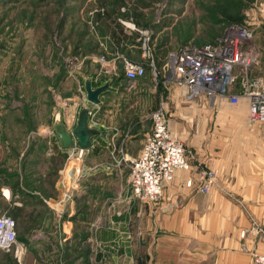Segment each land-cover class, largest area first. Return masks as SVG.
Wrapping results in <instances>:
<instances>
[{"label": "crops", "instance_id": "obj_1", "mask_svg": "<svg viewBox=\"0 0 264 264\" xmlns=\"http://www.w3.org/2000/svg\"><path fill=\"white\" fill-rule=\"evenodd\" d=\"M108 29L111 36L94 40L95 49L85 52L86 62L76 72L80 100L63 108V116L61 113L57 117L48 132L44 125L36 127L40 134L31 145L35 153L40 152V159L32 158L41 161L44 174L40 183L38 174L35 177L37 170L28 171L23 158H17L22 167L15 176H31L36 188L40 185L47 192L45 179L52 157L63 158L64 165L56 170L58 177L51 183L52 195L44 197L36 190L28 194L18 183L8 184L5 178L11 171L0 166V211H21L25 215L16 226L17 240L30 249L21 264H251V255H264V123L248 122L245 101L230 108L205 96L188 100L187 91H176L164 70L168 53L164 47L161 52L160 48L154 49V54L151 51L158 70L153 86L162 89L155 98H149L147 79L151 74L142 49L143 38L130 28L109 24ZM98 56L105 58L103 66ZM119 57L145 65L146 75L135 82L126 81L123 70L115 66ZM100 66L105 73L98 78ZM251 75L264 78L261 73ZM87 81L93 88L108 84L109 90L100 98L97 123H89L99 134L80 156L78 148L61 146L56 126L71 132L79 111L91 107L88 101L82 102ZM123 85L136 88L138 93L128 91L130 94L123 96ZM183 98L199 105L186 106ZM174 102L177 107H172ZM157 109L162 110L171 136L189 151L190 170L175 172L158 203L142 204L129 199V167L125 161L140 155L151 131L142 123L151 121L150 114ZM192 118H197L195 123ZM210 166L216 168L218 176L209 194L186 187L194 168ZM223 189L242 196L260 218L263 230L250 227ZM48 241L57 243L47 258L43 250L36 249L32 255V249ZM79 241L92 246L85 251L74 250ZM95 241L100 242L98 248H93ZM0 264L20 263L0 250Z\"/></svg>", "mask_w": 264, "mask_h": 264}, {"label": "rangeland", "instance_id": "obj_2", "mask_svg": "<svg viewBox=\"0 0 264 264\" xmlns=\"http://www.w3.org/2000/svg\"><path fill=\"white\" fill-rule=\"evenodd\" d=\"M100 12H110L120 28L131 27L148 32V44L153 54L157 48L164 47L169 52L186 43H211L217 36L223 35V23L237 19L253 36L257 61L252 73H261L264 77V0H24L22 5L13 0H0V106L4 107L0 112V166L11 171L5 178L7 183L13 184L14 181L19 187L22 185V190L28 194L36 190L46 197L48 192L40 185L36 188L37 185L33 184L35 178L31 176H15L22 167L18 164L22 161L16 162L17 158H23L28 171L37 170L36 179L42 178L41 161H33L36 156L40 159V152L35 153L31 145L40 134L36 127L44 125L48 132L57 117L61 113L63 116L62 109L82 97L77 87L76 72L86 62L84 54L93 50L94 40L98 41L104 35L111 36L108 25L102 21L105 16H101ZM92 21L96 24L94 28L90 24ZM72 57L82 59L83 64L70 65L68 62ZM115 64L117 70L121 68L124 71L122 62ZM101 69L100 66L99 71ZM261 80L264 82V78ZM147 82L149 98L153 99L162 88H154L157 79L151 76ZM123 87V96L129 95V92L138 93L136 88ZM175 90L183 92L184 89ZM182 104L196 106L199 102H188L183 98ZM239 105L228 104L230 108ZM172 107H177V103L174 102ZM131 120L134 122L133 117ZM196 120L192 118L193 123ZM142 126L151 129V121L148 119ZM210 168L216 169L213 166ZM228 190L221 191L240 209L250 227L263 230L260 218L249 204L242 196ZM5 213L0 211V215ZM56 243L48 241L38 244V248L35 245L36 248L30 252L35 255L37 250H43L44 253H40L47 258ZM89 246L92 245L79 241L74 250L85 251ZM99 246L100 242L95 241L93 248ZM29 250L27 246V252ZM253 255L251 264H255Z\"/></svg>", "mask_w": 264, "mask_h": 264}, {"label": "built area", "instance_id": "obj_3", "mask_svg": "<svg viewBox=\"0 0 264 264\" xmlns=\"http://www.w3.org/2000/svg\"><path fill=\"white\" fill-rule=\"evenodd\" d=\"M102 14L103 12H100V15ZM90 24L93 28L96 25L93 21ZM223 27L225 28L223 35L211 43L201 45L186 43L177 50L169 51L164 70L176 87L187 91L188 100L205 96L217 103L232 106L239 105L243 100L247 104L249 123L263 124L264 82L251 75L257 61L252 33L241 24L231 23ZM129 28L143 36L142 49L146 65L149 67L151 77L157 79L158 70L148 44L149 33ZM97 59L102 66L106 62L103 56ZM116 60L122 62V68L124 66L123 78L126 81L135 82L146 75L145 65L121 57ZM82 61L72 57L68 63L81 65ZM103 73L105 72L100 71L98 78L103 77ZM86 101L83 97L82 102ZM88 109V122L97 123L99 104L91 105ZM150 119L151 131L144 140L140 155L125 161L129 167L128 180L132 194V198L129 199L142 204L158 203L164 187L173 181L175 172L190 170L187 160L189 151L183 142L171 136L162 110L153 111ZM82 153L83 151L79 150L80 156ZM192 172L194 176L188 178L186 187L200 194L208 193L216 181L217 171L210 167H202L194 168ZM114 204L115 202L112 205ZM0 250L12 254L20 264L27 253V246L17 240L14 219L7 215H0ZM252 261L255 264H264V256L253 255Z\"/></svg>", "mask_w": 264, "mask_h": 264}, {"label": "water", "instance_id": "obj_4", "mask_svg": "<svg viewBox=\"0 0 264 264\" xmlns=\"http://www.w3.org/2000/svg\"><path fill=\"white\" fill-rule=\"evenodd\" d=\"M109 90V85L104 84L97 88H93L89 81L84 83V91L86 100L91 105L100 104V98ZM88 108H83L79 111L76 125L71 132H66L61 125L56 126L57 136L61 146L64 149L78 148L79 150H88L91 146V139L99 134V132L91 128L88 122Z\"/></svg>", "mask_w": 264, "mask_h": 264}, {"label": "trees", "instance_id": "obj_5", "mask_svg": "<svg viewBox=\"0 0 264 264\" xmlns=\"http://www.w3.org/2000/svg\"><path fill=\"white\" fill-rule=\"evenodd\" d=\"M12 2V1H11ZM13 2H19L20 5H22V3L24 2V0H13ZM101 16H105L104 19L102 20L106 25H108L109 27V24H112L115 28H119L120 26L118 25V23L115 22V20L112 18L110 12H103V14ZM231 23H234V24H241V22H239V20L235 19H231L230 21H227L225 23L222 24V26H225L227 24H231ZM218 37V36H217ZM216 39V38H215ZM214 39V40H215ZM198 45H201V44H198ZM162 51V48H160V52ZM157 68V66H156ZM51 168L49 169L50 170V173H48L46 179H45V184L48 186L49 188V192H48V195H52V188H51V183L52 181H55L58 177V171H56L57 169H62L63 165H64V160L62 157H59V156H53L52 157V160H51ZM55 171V172H54ZM5 215L11 217L12 219H14L15 221V224L17 226V224L23 220L24 218V214L21 213V211H16V212H11V211H5ZM19 225V224H18ZM22 226V225H21ZM24 226V225H23ZM22 226V227H23Z\"/></svg>", "mask_w": 264, "mask_h": 264}]
</instances>
